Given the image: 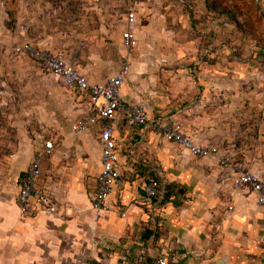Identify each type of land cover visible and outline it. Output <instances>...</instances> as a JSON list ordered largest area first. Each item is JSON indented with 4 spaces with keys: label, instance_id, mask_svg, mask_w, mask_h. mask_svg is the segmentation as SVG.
<instances>
[{
    "label": "crops",
    "instance_id": "crops-1",
    "mask_svg": "<svg viewBox=\"0 0 264 264\" xmlns=\"http://www.w3.org/2000/svg\"><path fill=\"white\" fill-rule=\"evenodd\" d=\"M25 1L0 0L1 24L7 10L13 12L11 15L18 20L16 24L22 25L21 4ZM152 2L138 0V15L144 17L146 24L153 19L150 17ZM136 32L138 43H144L139 29ZM20 42L47 49L33 41ZM128 60L130 65L121 87V98L142 106L149 120H163L148 116L147 108L155 102L141 100L137 91L139 72L155 73L156 67H139L134 56ZM68 62L89 81L102 80L93 79L75 63ZM184 84L188 102L182 108L183 133L194 143H210L220 153L234 155L233 159L264 181V108L261 107L260 115L246 108L247 113L238 119L233 115V95L238 94L235 82L188 81ZM247 90L246 106H255L261 90ZM77 97L81 103L78 117H81L86 114L87 106ZM171 116L176 118L174 114ZM234 122L241 126L234 127ZM95 129L82 132L93 134L97 146V150L93 147L97 154L93 159L92 181H58L52 186L44 168L57 155L58 147L54 146L41 162L40 182L52 195L54 213L37 210L21 215L18 212L15 193L19 178L34 153L28 148H18L22 149L23 163L15 180V192L0 193V264H88L90 261L149 264L156 255L164 256L167 264H264V206L256 205L253 194L246 190L232 191L230 177L214 157L193 158L144 126L126 127L122 123L115 126L119 162L125 175L101 210L91 209L90 193L99 169ZM78 150L83 149L79 146ZM13 156L12 151L7 162H12ZM133 166L146 174L140 178L136 174L134 178L129 177ZM149 176H154L162 187L159 196L151 202L143 199L142 192ZM58 207L60 212L65 208L68 217L63 212L57 213Z\"/></svg>",
    "mask_w": 264,
    "mask_h": 264
},
{
    "label": "rangeland",
    "instance_id": "rangeland-1",
    "mask_svg": "<svg viewBox=\"0 0 264 264\" xmlns=\"http://www.w3.org/2000/svg\"><path fill=\"white\" fill-rule=\"evenodd\" d=\"M152 1L149 24L138 15V0H26L21 4L22 25L16 24L13 12L4 10L6 18L0 22V193L15 192L23 163L18 148L33 153L42 140L58 147L44 168L52 186L58 181L84 183L94 177V135L69 131L71 122L80 116L77 95L33 61L12 54V45L23 40L60 53L96 80L115 73L122 57L129 65L128 58L134 56L139 67L155 66V73L141 70L137 84L140 99L155 102L146 107L151 118L169 121L170 117L184 125L181 116L188 102L184 86L188 81L235 82L238 94L233 95V115L242 118L246 108L256 115L262 113L264 15L248 0ZM129 10L135 14V45L126 52L119 40ZM138 29L144 43H138ZM247 88L261 90L255 106H246ZM12 151L13 160L7 162ZM132 168L131 178L146 174L138 166ZM60 211L58 207L57 213L68 217L65 208Z\"/></svg>",
    "mask_w": 264,
    "mask_h": 264
},
{
    "label": "built area",
    "instance_id": "built-area-1",
    "mask_svg": "<svg viewBox=\"0 0 264 264\" xmlns=\"http://www.w3.org/2000/svg\"><path fill=\"white\" fill-rule=\"evenodd\" d=\"M258 12L264 15V0H249ZM134 13L129 10L125 15V28L120 34V46L130 52L135 45L132 33ZM12 54L25 57L38 65L48 75L57 79L63 86L71 88L86 103V114L75 119L69 127L71 134L88 130L97 131L99 146V169L90 193V207L95 212L101 210L106 199L123 181V169L119 162L118 147L114 129L118 123L126 127L144 126L162 140L172 143L193 158L214 157L218 166L224 168L230 176L229 186L232 191L246 190L253 194L254 202L264 206V181L234 162L227 154L220 153L210 143L197 144L189 139L175 122L147 118L139 104L128 103L121 98L120 91L128 72L127 58L122 57L121 66L112 75L101 81H89L73 64L56 52L37 47L28 42H19L11 47ZM53 149L50 140H42L29 163L24 168L15 193V204L21 215L32 211H56L52 195L41 184V162ZM160 182L149 176L143 186V199L155 200L161 192ZM123 216V213L120 214ZM88 264H98L90 261ZM149 264H167L164 256H154Z\"/></svg>",
    "mask_w": 264,
    "mask_h": 264
}]
</instances>
